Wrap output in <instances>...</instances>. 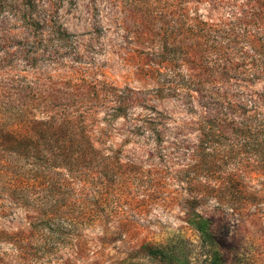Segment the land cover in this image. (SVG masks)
<instances>
[{
    "label": "rangeland",
    "instance_id": "1",
    "mask_svg": "<svg viewBox=\"0 0 264 264\" xmlns=\"http://www.w3.org/2000/svg\"><path fill=\"white\" fill-rule=\"evenodd\" d=\"M12 1L10 12L0 8V90L7 87L15 91L22 85L21 92H15L19 91V101L33 117H41L44 107H49V97L60 91L65 77L86 75L88 80H106L121 89L151 91L150 105L170 121L163 130L165 141L133 136L124 119L96 123L99 129L94 133V146L100 164L95 180L82 178L80 183L78 178L70 188L75 194L82 193L87 205L94 203L98 216L68 243L53 244L49 235L36 231L42 213L49 211L48 193L43 186L30 185L36 174L25 165L62 152L44 150L45 141L36 134L34 141L41 143L28 150V155L24 147L11 150L6 145L2 150L0 146L1 155L6 157L11 151L19 153L16 157L22 163L15 172L27 181L14 191L0 179V264H163L144 255L145 245L174 246L177 264H198L201 232L197 225L203 218L212 219L216 233L212 248L221 255L220 262L264 264L262 156L258 154L259 162L243 167V163L228 166L224 162L211 173L203 170L194 131L197 115L182 98L156 96L157 81L124 40L121 20L130 13L127 0H32L33 14L52 19L70 35L56 54L15 16L17 9H26L22 4L26 0ZM154 3L156 13L165 15V1ZM37 52L40 54L35 56ZM76 57L81 59L79 63H73ZM72 66L76 71L70 69ZM253 90L264 92V85ZM103 118L100 112L97 119ZM102 130L105 138L100 136ZM225 157L222 153L218 159ZM56 173L49 171V197L57 189L56 183H64L66 171L57 169ZM241 174L244 180L237 179L240 190L231 196L226 189L229 177ZM10 235L18 237L20 244L13 246L15 240L7 238Z\"/></svg>",
    "mask_w": 264,
    "mask_h": 264
},
{
    "label": "trees",
    "instance_id": "2",
    "mask_svg": "<svg viewBox=\"0 0 264 264\" xmlns=\"http://www.w3.org/2000/svg\"><path fill=\"white\" fill-rule=\"evenodd\" d=\"M164 1L166 14L159 15L154 0H127L130 13L121 20L126 44L158 83L156 96L182 98L197 115V157L203 160L205 172L211 173L224 162L228 166L243 163L242 167L248 162H259L258 154L264 163V92L253 90L264 85V0ZM22 4L26 9H17L15 16L25 22L26 30L38 41L49 43L51 52L63 50L70 37L65 29L52 19L33 14L32 0ZM0 8L10 12L13 1L4 0ZM79 60L76 57L72 61ZM70 69L76 71L73 66ZM65 79L59 85L60 91L49 97V107H44L41 117H33L19 101L22 85L15 88L19 89L17 92L7 87L0 90L2 150L6 145L11 150L24 147L28 155V150L41 143L34 141L36 134L45 141L44 150L62 152L25 163L36 174L30 185L43 186L48 193L45 198L49 211L42 213L35 229L41 236L49 235L53 244L73 242L80 236L81 228L98 216L94 203L87 205L82 193L75 194L70 188L78 178L80 183L82 178L95 180L100 164L94 146V133L99 129L96 123L124 119L131 125L133 136L165 141L163 130L170 121L150 105L151 91L121 89L106 80H88L86 75ZM100 112L104 118L98 120ZM105 135L102 130L101 138ZM11 152L7 157L0 152V179L17 191L27 181L15 172L22 163L16 157L19 153ZM222 153L226 159L219 160ZM57 169L66 171L64 183H56L63 189L54 188L49 197V171L56 173ZM229 178L226 189L234 196L240 190L237 179L244 178L242 174ZM230 200L232 204L237 202ZM211 224L212 219L203 218L197 225L201 232L198 264H227L220 262L221 255L212 248L216 233ZM7 238L15 240L13 246L21 242L14 235ZM142 251L163 264H177L174 246L145 245Z\"/></svg>",
    "mask_w": 264,
    "mask_h": 264
}]
</instances>
